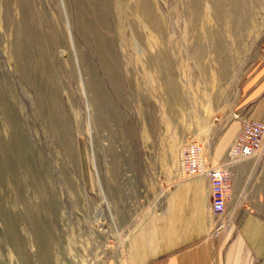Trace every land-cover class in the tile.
<instances>
[{
  "label": "rangeland",
  "instance_id": "rangeland-1",
  "mask_svg": "<svg viewBox=\"0 0 264 264\" xmlns=\"http://www.w3.org/2000/svg\"><path fill=\"white\" fill-rule=\"evenodd\" d=\"M236 113L264 121V0H0V264L121 257ZM233 167L220 232L264 233V145Z\"/></svg>",
  "mask_w": 264,
  "mask_h": 264
},
{
  "label": "crops",
  "instance_id": "crops-1",
  "mask_svg": "<svg viewBox=\"0 0 264 264\" xmlns=\"http://www.w3.org/2000/svg\"><path fill=\"white\" fill-rule=\"evenodd\" d=\"M238 130L234 121L214 149L216 159ZM232 221L235 226L236 218ZM217 225L210 210L209 178L178 177L133 228L121 257L110 264H264V233L241 229L216 235Z\"/></svg>",
  "mask_w": 264,
  "mask_h": 264
},
{
  "label": "built area",
  "instance_id": "built-area-1",
  "mask_svg": "<svg viewBox=\"0 0 264 264\" xmlns=\"http://www.w3.org/2000/svg\"><path fill=\"white\" fill-rule=\"evenodd\" d=\"M240 128L222 161H213L206 144L188 141L181 145L178 158V177L185 179L194 175H206L210 180V210L214 216L227 211L233 165L250 157L264 145V121L235 114ZM224 227L218 222L215 234Z\"/></svg>",
  "mask_w": 264,
  "mask_h": 264
},
{
  "label": "bare ground",
  "instance_id": "bare-ground-1",
  "mask_svg": "<svg viewBox=\"0 0 264 264\" xmlns=\"http://www.w3.org/2000/svg\"><path fill=\"white\" fill-rule=\"evenodd\" d=\"M102 217H103V215L100 216V218H102ZM100 224H101V223H100Z\"/></svg>",
  "mask_w": 264,
  "mask_h": 264
}]
</instances>
